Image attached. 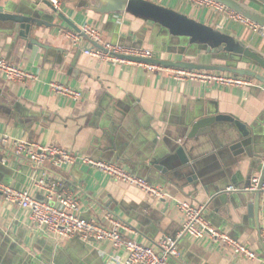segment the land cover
<instances>
[{
	"label": "crops",
	"instance_id": "1",
	"mask_svg": "<svg viewBox=\"0 0 264 264\" xmlns=\"http://www.w3.org/2000/svg\"><path fill=\"white\" fill-rule=\"evenodd\" d=\"M60 2L55 12L43 0H0L4 14H28L34 5L43 12L32 36L45 46L33 54L0 20V57L36 74L26 82L0 74V134L120 164L180 199L204 204L211 225L251 246L261 258L247 259L209 238L183 235L172 264H264L258 241L264 191L256 215L254 190L249 189L264 156V90L176 80L141 65L98 60L82 52L91 45L87 37L73 45L59 32L73 29L56 13L77 27L92 25L103 41L149 49L157 58L234 63L263 76L264 68L252 59L244 63L235 58L248 48L264 60V31L186 0H130L123 12L98 11L99 0ZM215 34L226 41L215 44ZM206 45L214 52L207 53ZM50 81L79 90L81 98L54 93ZM51 183L77 196L82 217L98 222L110 211L132 226L134 240L153 248L161 235L176 236L182 223L172 201L154 199L95 168L78 163L37 167L0 149V184L43 199ZM125 258V250L104 241L40 230L28 210L0 196V264H124Z\"/></svg>",
	"mask_w": 264,
	"mask_h": 264
},
{
	"label": "built area",
	"instance_id": "2",
	"mask_svg": "<svg viewBox=\"0 0 264 264\" xmlns=\"http://www.w3.org/2000/svg\"><path fill=\"white\" fill-rule=\"evenodd\" d=\"M45 1L50 4L55 12L60 11V0ZM186 1L195 6L213 9L223 14L227 19L246 25L253 30L261 29L264 31L253 21L215 0ZM79 30L86 35L89 41L97 44L82 47V52L107 63L141 65L149 70L164 71L176 80H188L205 85L228 88L258 86L264 90V86L256 79L230 72L165 68L154 64L130 61L120 56L151 58L154 55L149 49L127 47L118 43L103 41L100 31L88 23L82 24ZM59 32L67 36L73 45H78L80 42L81 36L74 30L59 28ZM0 74L13 82H26L36 79L35 72L16 65L3 57H0ZM49 87L54 93L71 100H78L82 95L79 90L58 81H50ZM0 149L24 158L37 167L48 164L53 168H60L67 164L78 163L95 168L116 181L136 187L154 199L172 201L182 219L176 236L161 235L156 241L157 248H153L134 240L132 235L135 231L132 226L110 211L105 212L102 220L98 222L82 217L77 196L67 189L58 188L56 183H51L46 187L47 193L43 199L33 197L27 189H17L0 184L2 199L28 210L31 221L40 230L57 236L78 237L85 242L104 241L113 247L122 248L126 252L124 264H172L171 259H176L179 256L177 239L183 235L193 239L209 238L211 241L228 248L234 255L247 259H261L251 246L234 239L226 231L211 225L204 216V204L193 205L185 199H180L164 187L149 182L146 178L136 175L120 164L97 159L86 154H78L56 144H40L6 133L0 134ZM258 179L259 177L255 176L251 180L250 190L257 189ZM38 182L41 186H45L42 179ZM260 189L264 191V181ZM258 241L264 251V228L259 230Z\"/></svg>",
	"mask_w": 264,
	"mask_h": 264
},
{
	"label": "water",
	"instance_id": "3",
	"mask_svg": "<svg viewBox=\"0 0 264 264\" xmlns=\"http://www.w3.org/2000/svg\"><path fill=\"white\" fill-rule=\"evenodd\" d=\"M43 1L45 2L46 5L49 4L45 0ZM99 1L100 4H97L98 11H106V12H110V11L123 12L126 6L130 2V0H99ZM215 1L225 5L226 7L234 10L237 13H240L241 15L253 21L254 23H256L257 25H259L264 29V0H215ZM250 2L252 4L254 3L255 5L262 6L263 8L262 11L252 6ZM29 11L30 12L28 14L27 13L4 14L0 12V20L6 22L7 27L12 29L16 33L17 35L16 37H20L22 40H24L26 43L25 44L26 48L30 49L34 54L38 48H45V46L41 42H39L37 38L32 36V27L41 25L38 16H43L44 14L35 5L33 7H30ZM56 14L59 18L64 20L69 25V27H71L74 31L78 32L80 36L86 37V35L79 30V27L74 25L69 20H66V18L61 13H56ZM42 24H46V22H42ZM213 37L215 44L219 43L217 42V40L224 42L226 41V39L222 38L218 34L213 35ZM206 41L209 42V40ZM214 43L213 46H216ZM91 44L97 45L94 42H91ZM214 48L215 47H210L208 45L204 46V49L207 53H213ZM240 53L243 57L240 58V56L237 55L238 58H235L237 59L236 61H241L243 59L244 63L245 62L250 63V59H252L254 61V64L256 65L258 64L259 66L264 68V60L259 58V56L256 53L250 52L248 48H242ZM120 57L134 62L154 64L165 68L175 67V68L189 69V70H209V71L230 72L239 76H247L254 78L257 81L264 84V76L262 74L250 68L237 67L236 64L234 63H227L222 65V64H214V63L212 64L198 63L190 60H171V59H163L157 57H151V58H143L137 56H120ZM222 58L225 59L226 57L223 56ZM196 125L197 124H195V126ZM183 162L186 163V161ZM263 181H264V156L260 166L257 189L254 190V203H255L256 215L258 213V203L261 193L260 186L263 183Z\"/></svg>",
	"mask_w": 264,
	"mask_h": 264
}]
</instances>
